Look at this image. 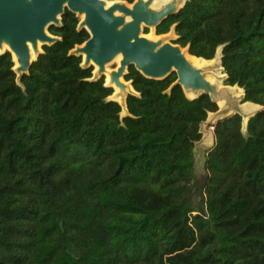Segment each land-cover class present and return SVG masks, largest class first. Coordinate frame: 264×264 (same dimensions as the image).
Returning <instances> with one entry per match:
<instances>
[{"label":"trees","instance_id":"16d2710c","mask_svg":"<svg viewBox=\"0 0 264 264\" xmlns=\"http://www.w3.org/2000/svg\"><path fill=\"white\" fill-rule=\"evenodd\" d=\"M79 21L66 10L21 76L0 51V264H264V0H185L154 30L219 52L225 84L261 107L215 121L199 204L193 151L216 102L131 66L122 116L72 53Z\"/></svg>","mask_w":264,"mask_h":264},{"label":"water","instance_id":"95a60500","mask_svg":"<svg viewBox=\"0 0 264 264\" xmlns=\"http://www.w3.org/2000/svg\"><path fill=\"white\" fill-rule=\"evenodd\" d=\"M154 1L134 0L129 5L122 0H0V51L6 47L17 62L15 73L26 74L42 45L57 41L48 28L58 26L67 10L82 17L78 26L89 33L88 39L72 53L82 56L84 66L95 67V77L108 74L109 85L118 88L124 98L130 86L124 75L133 66L155 80L175 73V83L185 93H194V97L207 95L217 104L224 99L225 91L205 77L204 69L193 66L183 48L163 38L151 40L142 36L143 28L155 30L185 2L179 5V0H170L153 8ZM117 56L118 66L107 72L106 66Z\"/></svg>","mask_w":264,"mask_h":264},{"label":"rangeland","instance_id":"374dc122","mask_svg":"<svg viewBox=\"0 0 264 264\" xmlns=\"http://www.w3.org/2000/svg\"><path fill=\"white\" fill-rule=\"evenodd\" d=\"M170 1V0H169ZM167 1V2H169ZM184 0H179V5L183 2ZM166 2V3H167ZM165 2L162 3H154L152 4L153 8H159L162 5H164ZM130 5V4H129ZM82 17H79V20H81ZM144 30V28H143ZM142 36L149 38L151 40H156L158 38H163L165 41H172L174 38V33L171 30L170 32L163 34V35H156L155 31L153 29H147L146 33H143L142 31ZM186 49V48H185ZM7 50L6 47H3L2 51ZM34 59V56H33ZM202 60V59H201ZM118 66V61L115 59L113 62L108 64L106 66V71L109 72L111 70H114ZM94 67V66H93ZM198 68L204 69L205 72V77L212 83L216 84L219 88H221L224 92V99L219 101L217 103L218 110L214 112L215 115L209 114L206 121L202 123L201 125V139L195 143L194 146V170H193V188H194V202L199 204L200 203V198L202 197V193L200 191V187L203 184L204 181V160L206 156V152L208 148L213 144L214 142V135H213V127L216 119L222 116H228L234 113H240L243 117V124L244 120L250 115L259 110L261 107L256 109L253 112H247L243 108V105L246 103L241 102V97H242V89L237 88L235 86H228L224 82L225 74L222 71V68L219 64V52L215 55V57L212 60H204V64L199 66ZM95 67H94V74H95ZM106 75V74H105ZM104 75V77H105ZM109 84V81L106 82ZM127 83V82H126ZM128 84V83H127ZM113 90V95L111 96V99L117 101L121 107H122V112L121 115H125L126 109H125V98L124 95H122L118 89L117 92H115V87L112 86ZM241 90V95L238 94V92ZM126 94L128 92H132V89L130 86H128L126 90ZM188 97H194V93H186Z\"/></svg>","mask_w":264,"mask_h":264},{"label":"bare ground","instance_id":"6f19581e","mask_svg":"<svg viewBox=\"0 0 264 264\" xmlns=\"http://www.w3.org/2000/svg\"><path fill=\"white\" fill-rule=\"evenodd\" d=\"M167 1H169V0H155L152 4H154V3L157 4V3H162V2H165V3H166ZM108 4H110V3H108ZM182 50H183V52L185 53L186 58H187V59L193 64V66H195V67H199V66H201V65L204 64V60H203V59L201 60L200 58H196V57H194V56H190V55L186 52V49H185V48H183ZM12 58H13V60H14V66H17V62H16L14 56H12ZM116 60L119 61V60H120V56H117ZM104 78H105V79H104L105 83L109 81V76H108V74H106ZM106 84H107V83H106ZM235 87H236V86H235ZM237 88H238V87H237ZM113 90H114V89H113ZM117 91H118V89L115 88V92H117ZM238 94L241 95V90L238 92ZM243 108H244L245 111H247V112H253V111H255L256 109H258L259 106L254 105V104H251V103H246V104L243 105ZM245 122H246V119L244 120V124H245Z\"/></svg>","mask_w":264,"mask_h":264},{"label":"crops","instance_id":"0c3cea01","mask_svg":"<svg viewBox=\"0 0 264 264\" xmlns=\"http://www.w3.org/2000/svg\"><path fill=\"white\" fill-rule=\"evenodd\" d=\"M218 110V109H217ZM212 114V113H211ZM213 115H215L214 113H213Z\"/></svg>","mask_w":264,"mask_h":264},{"label":"built area","instance_id":"2783aa9c","mask_svg":"<svg viewBox=\"0 0 264 264\" xmlns=\"http://www.w3.org/2000/svg\"><path fill=\"white\" fill-rule=\"evenodd\" d=\"M214 128V127H213Z\"/></svg>","mask_w":264,"mask_h":264},{"label":"flooded vegetation","instance_id":"af4514ba","mask_svg":"<svg viewBox=\"0 0 264 264\" xmlns=\"http://www.w3.org/2000/svg\"><path fill=\"white\" fill-rule=\"evenodd\" d=\"M105 79V78H104Z\"/></svg>","mask_w":264,"mask_h":264}]
</instances>
